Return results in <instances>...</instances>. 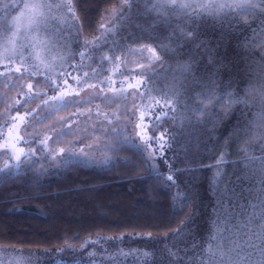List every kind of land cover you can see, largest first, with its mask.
Listing matches in <instances>:
<instances>
[{
    "label": "trees",
    "instance_id": "1",
    "mask_svg": "<svg viewBox=\"0 0 264 264\" xmlns=\"http://www.w3.org/2000/svg\"><path fill=\"white\" fill-rule=\"evenodd\" d=\"M9 1L0 0V5ZM48 1L54 11L60 10L56 5L62 0ZM124 1L71 0L74 12L63 11V62L55 69L44 66L37 74L25 68L29 63L0 62V97L6 93L8 78L14 77L7 91L15 93L6 113V98L0 100V125H6L0 130V249L47 253L62 264H264V64L260 62L264 9L259 6L264 0H249L250 8L206 4L204 11L196 8L201 13L187 16L181 12L175 28L148 21L147 6L142 3L137 13L135 2L140 1L131 0V7L107 26L109 37L102 42V51L95 49L89 57L74 39L75 30L81 29L80 43L95 41L103 34L104 19ZM184 31L193 32L194 38L185 41ZM169 37H179L183 47L179 53L161 49L154 69L146 72L147 65L132 69L125 64L126 55L138 53L141 47L129 41L143 38V43L155 48L168 45ZM253 40H257L255 45ZM197 42L215 50L214 64L209 63L204 48L194 46ZM82 51L84 57L79 54ZM113 55L119 59L113 61ZM144 57L150 54L145 51ZM188 63L192 71L181 74L179 66ZM22 75L26 78L17 79ZM53 82L59 85L55 93L46 88ZM29 83L34 85L32 94L39 91L41 96L25 102ZM137 89L140 93L152 90L149 96L139 95L135 120L146 128L155 119L151 109L161 114L154 99L168 94L174 101L175 110L165 108L169 118L160 122L161 129L175 136L164 155L178 169H193L178 174L180 194L175 200L177 188L161 179L169 163L158 160L161 175L144 163V154L153 152L151 147L144 148L149 133L136 135L141 142L137 145L135 139V143L125 142L123 132H110L117 141L107 150V157H114L115 162L88 166H82L84 160L76 156L62 161L64 141L49 133L63 114L71 124L89 115L96 118L98 105L102 113L120 117L115 119L120 130L125 121L129 123L123 117L130 92L137 93ZM62 92L66 99L90 103L49 115L43 99ZM96 93L109 100L102 102ZM123 108L124 113L118 114ZM197 109L204 110L206 118H193ZM155 135L159 137L161 131ZM25 136L29 143L22 142ZM21 149L29 153L22 159L31 163L13 167ZM59 153L57 163L53 157ZM125 159L133 163L121 164ZM122 199L127 203L122 204ZM218 200L224 207L214 227L209 217L215 219L212 208ZM118 207L127 212L120 213ZM194 209L189 227L173 236Z\"/></svg>",
    "mask_w": 264,
    "mask_h": 264
},
{
    "label": "rangeland",
    "instance_id": "2",
    "mask_svg": "<svg viewBox=\"0 0 264 264\" xmlns=\"http://www.w3.org/2000/svg\"><path fill=\"white\" fill-rule=\"evenodd\" d=\"M140 3L135 2V10L140 12L142 3L147 6V9L151 12L148 16L147 20L152 21L156 20L158 23H161L163 26H171L172 28L177 27V22L180 18L179 15L181 12L183 14H192L194 11L201 13L196 10H203V6L211 5L218 6L225 5V8L232 7L235 8L239 5H247L249 0H169V6L160 7L159 0H139ZM10 4H19L21 9L17 10L12 14L9 18L10 20L16 19L20 16L21 11H23L24 3H38L41 5L39 8V13L36 17L39 24L40 31H32L30 29H26L25 27H21L20 32L15 36L12 43H8V39L11 37V32L5 31V26L3 23H0V62L9 61L13 62L18 60L21 63V57L25 58L29 65H35L37 69H41L44 66H49L55 69V66L60 62H63V49L65 42V30L63 27L64 24V12L65 8H58L60 10L54 11L53 3H50L48 0H10ZM182 3H187L190 6L186 8H181L178 5ZM126 4V0L114 7L107 17L104 19L103 25L109 26L113 24L116 18L124 11V5ZM171 4H175L177 6L173 7ZM207 4V5H206ZM9 13L13 11V9L7 10ZM5 9L2 5H0V17H4ZM22 23L24 25L27 24V19L22 17ZM146 20V19H145ZM165 30V29H164ZM105 32V28L102 27L100 30V34ZM176 32V30H174ZM125 64L132 69H142L145 68L147 63L145 60H142L138 53L127 54L125 57ZM26 66L25 68L32 70V67ZM13 78H8L6 81L5 87L9 89L13 85L11 81ZM0 97V100L6 98V111L9 109L14 92L7 91ZM91 93V90L86 92L87 96ZM2 99V100H3ZM133 99L135 103L133 104ZM128 113H135L134 123L131 124V132L132 136H134L137 145L141 144L140 140H137L138 137L135 134V120L137 119V115L139 114V95L136 92L131 91L130 96L127 100ZM117 108L111 110L114 112ZM125 108L121 110L118 114L124 113ZM3 111V110H1ZM1 116V114H0ZM1 118V117H0ZM64 114L59 118V124L54 128V130H50V134L54 133L57 139H61L65 149L60 151L58 156L55 155L57 163L60 162L61 156L62 158L67 159L69 156H76L79 159H91L92 161H103L105 157L108 156L107 150L113 146V143L117 141L115 138H111L110 132L114 134L124 133L126 135L127 130L124 128L127 121H125L121 125V129L109 126L108 121L103 118H95L92 119L83 118L79 120L75 124L67 123L64 120ZM115 123V121H114ZM103 124V127L100 125ZM110 130V131H109ZM110 145V147H109ZM3 161V160H2ZM1 161V162H2ZM121 203H127L125 200H121ZM130 208V207H129ZM118 211L120 213H126L127 209L125 207L119 208ZM175 247V246H174ZM22 251V250H21ZM57 258L53 255L42 253L38 251H32L30 253H19L17 251H9L5 249H0V264H49V262H53Z\"/></svg>",
    "mask_w": 264,
    "mask_h": 264
},
{
    "label": "snow or ice",
    "instance_id": "3",
    "mask_svg": "<svg viewBox=\"0 0 264 264\" xmlns=\"http://www.w3.org/2000/svg\"><path fill=\"white\" fill-rule=\"evenodd\" d=\"M159 4H160L161 8L167 7V6H169V0H159ZM56 6L58 8H67L69 12H74V9H73L72 4H71V0H62V2ZM171 6L175 7L177 5L171 4ZM178 6L181 8H186V7H189L190 5L187 3H182V4H179ZM224 6L225 5H220V7H224ZM259 6L262 9H264V3L260 4ZM3 7L5 9V15H4V17H0V23L4 24L6 32H11V37L8 39V43L13 42V39L20 32V29L22 26L25 27L26 29H30L32 31H40L39 24L41 22L36 19V17L38 15H40V13L38 11L39 8L41 7L40 4H38V3H24L22 6L23 11H21L20 16H18L14 20H10L9 18L12 16V14L14 12L21 9V6L19 4H15V3H13V4L4 3ZM129 7H131V0H129V3L124 5V11H127V9ZM239 7H249L250 8V7H253V5H239ZM8 9H13V11L11 13H9L7 11ZM121 14H123V13H121ZM22 17L27 19L26 25H24L22 23V19H21ZM101 27L105 28V32L101 36L97 37L96 40L91 42V43L88 42L87 40H84L83 43H80L81 29L75 30L76 36L74 37V39L76 40L77 43L80 44V47L84 48L89 53V57H91V53L95 49H99L102 51V47H101L102 42L108 41L109 32H108L107 26L102 24ZM144 31H148V29H144ZM182 35H183V38L185 41L191 40L194 38V33L191 31H184L182 33ZM261 35L264 36V31L261 32ZM149 39H151V38L149 37ZM168 39L170 41V43L168 45L160 44L155 48L152 46H149V44H147V43H143V38H134L132 41H129V43H137V44L141 45V47L138 50V54L140 55L141 59L145 60L147 63L146 72L155 68L156 65H155L154 61L160 59L158 52H160L161 49L168 48L169 51L179 53V49L181 47H183V44L181 43L179 37H177L176 39L169 37ZM112 43L116 44L117 42L115 40H113ZM256 43H257V40L252 41V45H255ZM194 46L196 48H204L205 54L208 56L209 63L210 64L215 63V50H209L208 48H205V45L203 43H200V42H197ZM121 50L123 51V48H121ZM260 50L264 51V44H261ZM145 51H147L150 54V58L144 57ZM79 54L81 55V57H84L85 52L82 51ZM102 59L107 60L108 57L104 56V57H102ZM117 59H119V57H116L115 55L112 56L113 61H115ZM260 62H261V64H264V60H261ZM25 63H28V61L25 58L21 57V65L23 66ZM29 66L32 67L33 72H37V74H39L38 69L35 65H29ZM17 71H20V69H17ZM179 71L181 74L186 73V72H191L192 66L190 63L180 65ZM24 72L26 73L27 69H24ZM142 74H145V73H142ZM85 75H87V73H85ZM21 78H26V77H24L23 75L21 77H17V79H21ZM45 79L46 80L50 79V77H46ZM65 83H67V81H65ZM77 83L79 84L80 81L78 80ZM100 83H101L100 92L102 93V92H104V82L101 81ZM141 83L146 84V81H141ZM90 86L94 87L95 85H90ZM33 87H34L33 84H31V83L28 84L29 93L27 95V99L25 102H28L29 100H32L34 98H40L41 93L39 91L36 92L34 95L32 94L31 90ZM57 87H59V85L56 82H53V84H51V85L46 84V88H51L54 93H55V89ZM129 87L131 88L132 85L129 84ZM253 91H255V89H253ZM151 92H152V90L150 89L147 92L140 93L139 89H137V94L141 95L142 97L151 95ZM76 95L79 96V93L77 92ZM95 96H100V93H96ZM95 96L93 98H95ZM100 99L102 100V102H107L109 100V97L100 96ZM205 99H210V97H205ZM170 101H172V98L168 94H163L159 100L154 99L153 104L160 107L161 114L156 115L155 108L151 109L153 116L155 117V119L151 123V127L146 128L142 122L137 123L135 125V134L137 136H142L145 133L150 134L148 141L144 145V148L151 147L153 149V152L150 154L149 153L144 154V163L147 167H149L151 169V171L153 173H155L157 175H161L159 173V170L157 167L158 160L160 158H163L166 162L169 163L168 173H167L166 177L161 176V179L165 180L166 186L177 188V193L174 195V200H175L176 198L179 197V194H180L179 193V185L177 183L178 174L180 172H191V171H193V169H189V168L178 169L170 161H167V157L164 155L167 152V150L169 148H171L172 142L175 139L174 135H169L167 129H161L160 128V122L169 118V115H170V112L164 111V109L167 108V109H171L172 111L175 110L174 109V101H172V102H170ZM232 102L235 103V102H237V100L234 98ZM18 103H19V101H18ZM42 103H43V108L49 109V115H50L52 111H57V110H60L63 108H67V107H70L71 105L80 106L82 103H90V100L66 99L65 94L62 92L60 94H53L48 99H43ZM134 103H135V100L133 99V104ZM202 103H203V101H202ZM17 112H19V109H17ZM28 115H31V113H28ZM101 116L103 117V119L108 121L109 126H113V127H115V123H114L115 119H120V117L117 116L116 114L110 115L108 113H102L100 111V106L98 105L97 110H96V118H99ZM134 116H135L134 112L129 114L126 111V114L123 118L128 120L129 123L124 125L125 129H128L131 127V121L133 120ZM197 116L206 118L207 114L204 112V110L197 109L196 112L194 113L193 118H196ZM92 118L93 117L91 115H89V119H92ZM173 118H175V117H173ZM20 119L23 121L24 118L21 117ZM140 119H141V121H143L144 118L141 117ZM5 126L6 125H0V130H2L3 127H5ZM100 126L103 127V124H101ZM156 131H161V135L159 137H156V135H155ZM122 139L128 143H135L131 131H129L127 135H124L122 137ZM19 142H21V141H18V143ZM22 142L23 143H29L30 141L25 136L23 138ZM109 147H110V145H109ZM29 152L31 153V155H35L34 150L30 149ZM157 153L160 154L159 157L156 155ZM28 155H29L28 152H24V150L21 149L20 155H17L15 157L17 163L15 165H13V167L18 168L23 163H31V160L25 161L22 159V157L28 156ZM53 159H55V157H53ZM64 160H65V158H62V161H64ZM222 160H223V158H222ZM110 161L115 162L114 157H105V159L103 161H95V162L89 158V159L82 161V166H88L91 163H96L97 165H99V164L107 165ZM120 163L125 165V166H128V165H131L133 163V161L131 159H125L123 161H120ZM212 194L215 195V187H213ZM186 202H187V198L185 197L184 203H186ZM222 207H224V205L218 200L216 202V206H213V208H212V213L214 214L215 219L213 220L211 217H209V219L212 222L214 227L218 226V224H219V221H220L219 210ZM180 211H183V205L181 206ZM195 215H196V210L194 209L191 213H189L187 218L184 221H182L181 227L173 233V236H178V235H180V233L184 232V230L187 229L189 227V225L192 223ZM93 243H96V242H93ZM127 254L130 255L132 253H131V251H129ZM90 255H92V254L90 253ZM55 264H62V262L57 258L55 260ZM75 264H79V261H76ZM93 264H96V262H93Z\"/></svg>",
    "mask_w": 264,
    "mask_h": 264
},
{
    "label": "water",
    "instance_id": "4",
    "mask_svg": "<svg viewBox=\"0 0 264 264\" xmlns=\"http://www.w3.org/2000/svg\"><path fill=\"white\" fill-rule=\"evenodd\" d=\"M263 60H264V52H263Z\"/></svg>",
    "mask_w": 264,
    "mask_h": 264
}]
</instances>
